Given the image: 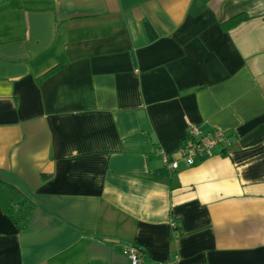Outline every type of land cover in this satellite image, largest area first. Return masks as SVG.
<instances>
[{"label":"crops","instance_id":"obj_1","mask_svg":"<svg viewBox=\"0 0 264 264\" xmlns=\"http://www.w3.org/2000/svg\"><path fill=\"white\" fill-rule=\"evenodd\" d=\"M0 177V264H264V0H0Z\"/></svg>","mask_w":264,"mask_h":264},{"label":"built area","instance_id":"obj_2","mask_svg":"<svg viewBox=\"0 0 264 264\" xmlns=\"http://www.w3.org/2000/svg\"><path fill=\"white\" fill-rule=\"evenodd\" d=\"M226 140L225 134L217 129L212 130L208 135L202 134L198 128L192 127L188 130V136L178 147L181 158L184 159L187 165L191 166L196 162L208 157L212 149ZM164 162L171 169L178 167V161L172 160L171 156L162 152ZM126 255L130 264H141V254L139 248L134 245H129L125 249ZM155 264H175L169 260H158Z\"/></svg>","mask_w":264,"mask_h":264},{"label":"trees","instance_id":"obj_3","mask_svg":"<svg viewBox=\"0 0 264 264\" xmlns=\"http://www.w3.org/2000/svg\"><path fill=\"white\" fill-rule=\"evenodd\" d=\"M245 19H247L246 15L234 16L233 18L227 21V24L234 27ZM143 23L149 38L154 39L157 36V34L151 22L148 20V18L144 17ZM56 68L57 67L50 69L48 73L47 72L45 73V75L52 73ZM45 177L47 176L42 175V178ZM0 207L17 228H21L26 224L33 210V204L29 200L25 199L17 189L5 183L1 179V177H0ZM177 228L178 227L176 226V229ZM139 252L140 254L142 253L140 249Z\"/></svg>","mask_w":264,"mask_h":264}]
</instances>
